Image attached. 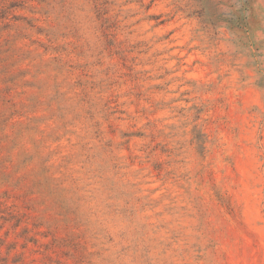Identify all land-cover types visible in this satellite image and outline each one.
<instances>
[{"label":"rangeland","instance_id":"374dc122","mask_svg":"<svg viewBox=\"0 0 264 264\" xmlns=\"http://www.w3.org/2000/svg\"><path fill=\"white\" fill-rule=\"evenodd\" d=\"M206 1L0 0V264H264V0Z\"/></svg>","mask_w":264,"mask_h":264},{"label":"trees","instance_id":"16d2710c","mask_svg":"<svg viewBox=\"0 0 264 264\" xmlns=\"http://www.w3.org/2000/svg\"><path fill=\"white\" fill-rule=\"evenodd\" d=\"M207 1H206L205 5L203 6V11L205 12V14H207V16H212V13H210V12L213 10L214 14H216L218 17V13H217L218 10L217 11L215 10V8H216L215 4L212 6L209 4V1H211V0H207ZM247 3L248 2H245V4H247ZM248 10H249V7L245 8L244 6H242L241 8H237V10H236L237 17L235 19H232L229 21L231 23V27H233L239 31H247V29H250L249 28L250 23L248 21L249 15L246 14V12Z\"/></svg>","mask_w":264,"mask_h":264}]
</instances>
